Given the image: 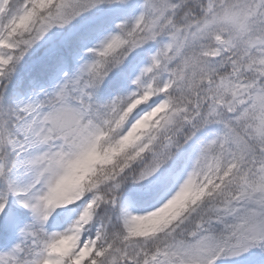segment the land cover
Returning <instances> with one entry per match:
<instances>
[{
	"label": "snow or ice",
	"instance_id": "6c2138e0",
	"mask_svg": "<svg viewBox=\"0 0 264 264\" xmlns=\"http://www.w3.org/2000/svg\"><path fill=\"white\" fill-rule=\"evenodd\" d=\"M0 264H264V0H0Z\"/></svg>",
	"mask_w": 264,
	"mask_h": 264
}]
</instances>
